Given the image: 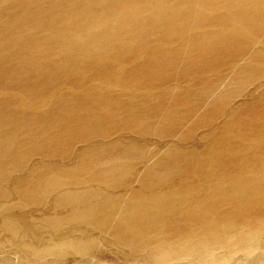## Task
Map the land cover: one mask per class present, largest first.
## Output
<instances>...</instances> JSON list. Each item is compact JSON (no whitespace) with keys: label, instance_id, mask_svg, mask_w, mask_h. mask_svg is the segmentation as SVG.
<instances>
[{"label":"bare ground","instance_id":"obj_1","mask_svg":"<svg viewBox=\"0 0 264 264\" xmlns=\"http://www.w3.org/2000/svg\"><path fill=\"white\" fill-rule=\"evenodd\" d=\"M120 1L110 19L107 0H0V86L10 73L15 91L0 88V185L40 159L0 193L17 200L0 205L1 230L35 264L84 257L99 244L143 264H197L218 248L249 253L264 235V101L225 112L202 135L204 146L168 148L144 167L136 189L121 191L146 163L149 137L190 140L212 128L234 88L263 75L252 60L233 89L200 110L222 70L256 41L264 0H222L220 9L217 0ZM123 132L134 140L103 143ZM96 137L102 143L92 145ZM76 143L85 148L72 165L52 163ZM48 197L51 209L68 211L32 221L1 215ZM39 229L51 235L42 245Z\"/></svg>","mask_w":264,"mask_h":264},{"label":"rangeland","instance_id":"obj_2","mask_svg":"<svg viewBox=\"0 0 264 264\" xmlns=\"http://www.w3.org/2000/svg\"><path fill=\"white\" fill-rule=\"evenodd\" d=\"M45 1L48 2V0H45ZM208 1L213 2L214 0H208ZM140 2H143V0H140ZM226 2L227 0H225V3ZM122 3L123 2L120 0H111V1L107 0V3L104 4L105 6L103 9L108 10L109 12L108 16H110L108 18L114 19L115 15L117 14L116 12L119 9L118 6H120V4ZM203 3H206V1H204ZM215 4H216V7L219 9L224 6V2L222 0H217V3ZM186 7L189 8V6H186ZM207 7L209 6L207 5ZM157 8L159 9L160 7H157ZM162 8H165V10H171L169 9V7H162ZM174 8L175 7H173L172 9ZM255 34L256 35L254 37V40L256 41L258 40V43H257L258 46L256 44V41H252L251 43H249L247 46L248 47L247 51L243 55L238 57L237 61L234 62V66L231 68L226 67L222 70L223 72L221 74H223L222 76L224 77L221 76L222 79H220V83L218 85L217 91L214 93V96L208 99L209 101L206 100L208 103L206 101L204 102V107L200 110H203L205 107H207L209 103L213 102L212 100L219 98L222 93H226L228 90L233 89L235 78L238 77L237 72H239L243 68L252 66L254 63L252 62V60L257 61L255 62L256 63L255 68L256 69L261 68L258 70L263 75H261L254 82L245 83L246 85L242 87L240 90H237L236 88H234L233 90H236V91L233 94V98L228 103L229 106L227 104L228 108L226 107L225 108L226 111H224L221 117L218 120H216V123L214 125L212 124V128L211 126L209 127L206 126V128L205 126L203 127L201 126L197 128L194 131V134L190 140L179 141L178 139L173 138L171 136V137H167L164 141H162V143L159 144L154 141V137H149L147 140L148 142L145 141V143L147 142L145 146L147 147V150H148L146 163L144 165L143 164L137 165V169H136L137 174L134 177L133 181L128 187L124 188L123 191H121L124 196H128L132 189L137 188L138 178L142 170H144V167L146 165L150 166L157 159H160L168 148L176 146L179 148V150H186V151H190L191 149H199L204 144L203 139L201 137L204 136L206 131H209V129L211 131L212 129H215L214 127L218 126L219 123L220 124L222 123V121L224 120L223 118L225 117V112L227 113V111L228 112L235 111V109L240 110L246 107L247 105H250V104L257 105L258 103L264 101V96H263L264 95V64H263L264 63V27ZM111 39H113V42H112L113 45L117 44V40L115 42L114 38H111ZM149 42H156V41H149ZM41 60H43L42 63L46 62V59L43 57H41ZM258 65L260 66L258 67ZM9 75L10 73L3 74V76L5 77H4L2 86H0V88H3L4 86H6V88L9 87V90L5 89L6 92L9 91L8 94L9 93L14 94L15 91H11V88H14V87H10L8 85V82L10 81L9 79H11ZM6 78L9 81L5 80ZM50 89L51 88H48L46 90H50ZM0 90H2V92L0 91V94L3 95V92L5 90L4 89H0ZM246 112L244 114L246 115L249 114V112L247 113ZM187 125L188 124H186V126ZM134 137L135 136L129 132H123L121 134H114L108 137L107 139L103 141V143H108L111 141L113 142L114 141H129V140H134L133 139ZM99 143H102V139L97 138V137L92 141V145H98ZM84 148H85L84 143H76L72 147L71 156L64 158V159H60L59 157H56L53 159L52 163L63 165V166H70L74 163L76 154ZM37 163H40V159L38 156H34L26 162L24 168L21 171L10 174L9 181L8 182L5 181L3 184L0 185V193L4 190L9 191L11 187L10 186L11 180L15 178L25 177L26 174L30 171V169L33 166H35ZM16 201H17L16 196L14 194H10L6 198L0 197V205L2 204V205L7 206L10 204H15ZM50 201H51V197H48L46 201L39 206L27 207V208L20 209V210H17L18 208H16L10 212H3L1 215L2 217H5L8 215L23 214L28 220L32 221L34 219L40 218L45 215L65 214L68 211V208L66 205L63 207L61 206L60 208H55L53 206V202H52V209H51ZM39 231H40L39 233H40L41 241L38 243V245H42L41 243H43L44 240L49 239L51 235H50V232L46 229H39ZM261 237H262L261 238L262 243H260V245L257 248L253 249L249 253H246L243 250L237 249L236 247H232L226 250L218 248L212 252V258L210 257L207 261L203 260L201 262H198L197 264H207V262H209V260L211 259L221 260L220 264H264V235ZM0 264H35L31 261L29 256H26L21 252V249L19 248L17 241L10 240L6 232L2 231L1 228H0ZM39 264H143V261H142V258L139 256L135 257L133 255H129L126 252V250L118 249L110 245L99 244V249L97 252L86 255L84 257L66 256L62 260L52 263V257L45 256L43 259L40 260ZM179 264H185V263H179Z\"/></svg>","mask_w":264,"mask_h":264}]
</instances>
